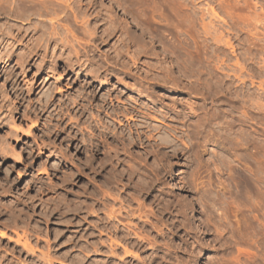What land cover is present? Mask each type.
<instances>
[{
    "label": "clouds",
    "instance_id": "9594fccd",
    "mask_svg": "<svg viewBox=\"0 0 264 264\" xmlns=\"http://www.w3.org/2000/svg\"><path fill=\"white\" fill-rule=\"evenodd\" d=\"M0 264H264V0H0Z\"/></svg>",
    "mask_w": 264,
    "mask_h": 264
}]
</instances>
